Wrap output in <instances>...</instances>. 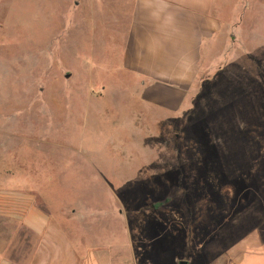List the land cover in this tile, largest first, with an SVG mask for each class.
Segmentation results:
<instances>
[{"label": "rangeland", "instance_id": "374dc122", "mask_svg": "<svg viewBox=\"0 0 264 264\" xmlns=\"http://www.w3.org/2000/svg\"><path fill=\"white\" fill-rule=\"evenodd\" d=\"M245 1L214 72L155 120L118 71L112 0H0V185L90 246L125 231L150 264L264 241V0Z\"/></svg>", "mask_w": 264, "mask_h": 264}, {"label": "crops", "instance_id": "0c3cea01", "mask_svg": "<svg viewBox=\"0 0 264 264\" xmlns=\"http://www.w3.org/2000/svg\"><path fill=\"white\" fill-rule=\"evenodd\" d=\"M232 1L233 11L231 0H112L118 71L133 79L137 103L155 120L176 114L214 72L227 32L242 23L236 8L247 6ZM19 183L0 185V264H150L136 259L130 235L117 227L107 230V243L90 246L83 229L68 231ZM205 264H264V241L245 235Z\"/></svg>", "mask_w": 264, "mask_h": 264}, {"label": "water", "instance_id": "95a60500", "mask_svg": "<svg viewBox=\"0 0 264 264\" xmlns=\"http://www.w3.org/2000/svg\"><path fill=\"white\" fill-rule=\"evenodd\" d=\"M177 264H188V262L185 261V260H181V261H179Z\"/></svg>", "mask_w": 264, "mask_h": 264}, {"label": "trees", "instance_id": "16d2710c", "mask_svg": "<svg viewBox=\"0 0 264 264\" xmlns=\"http://www.w3.org/2000/svg\"><path fill=\"white\" fill-rule=\"evenodd\" d=\"M161 205V203L160 204H157V205H155V207H159Z\"/></svg>", "mask_w": 264, "mask_h": 264}]
</instances>
